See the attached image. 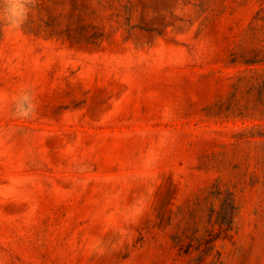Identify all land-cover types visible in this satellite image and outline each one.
Returning <instances> with one entry per match:
<instances>
[{"label":"rangeland","instance_id":"374dc122","mask_svg":"<svg viewBox=\"0 0 264 264\" xmlns=\"http://www.w3.org/2000/svg\"><path fill=\"white\" fill-rule=\"evenodd\" d=\"M0 264H264V0L0 26Z\"/></svg>","mask_w":264,"mask_h":264},{"label":"clouds","instance_id":"9594fccd","mask_svg":"<svg viewBox=\"0 0 264 264\" xmlns=\"http://www.w3.org/2000/svg\"><path fill=\"white\" fill-rule=\"evenodd\" d=\"M34 0H0V26L17 28L27 19Z\"/></svg>","mask_w":264,"mask_h":264}]
</instances>
